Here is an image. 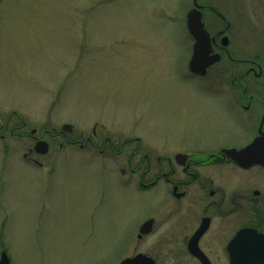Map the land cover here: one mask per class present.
<instances>
[{
    "label": "rangeland",
    "instance_id": "obj_1",
    "mask_svg": "<svg viewBox=\"0 0 264 264\" xmlns=\"http://www.w3.org/2000/svg\"><path fill=\"white\" fill-rule=\"evenodd\" d=\"M180 2L0 0V252L10 264H119L144 216V194L103 174L96 149L58 148L59 134L48 154L29 155L39 167L23 156L30 134L47 141L70 124L69 139L95 128L173 147L222 124L223 106L201 100L203 80L189 75Z\"/></svg>",
    "mask_w": 264,
    "mask_h": 264
},
{
    "label": "flooded vegetation",
    "instance_id": "obj_2",
    "mask_svg": "<svg viewBox=\"0 0 264 264\" xmlns=\"http://www.w3.org/2000/svg\"><path fill=\"white\" fill-rule=\"evenodd\" d=\"M191 9L208 34L204 48L210 50L201 61L210 63L203 74L191 72L188 62L187 68L203 80L201 100L223 106L222 124L189 145L173 147L139 137L112 138L95 128L70 139L66 134L73 129L54 130L46 154L51 139L61 134L58 148L64 142L96 149L103 174L108 171L121 185L144 194V216L130 257L142 253L155 264H264V0H181L190 56L195 40L186 18ZM1 129L2 138L6 120ZM45 133L30 134L33 145ZM250 144L256 149L249 157L225 151ZM32 153L30 148L23 156L41 167ZM142 224L149 225L140 232Z\"/></svg>",
    "mask_w": 264,
    "mask_h": 264
},
{
    "label": "water",
    "instance_id": "obj_3",
    "mask_svg": "<svg viewBox=\"0 0 264 264\" xmlns=\"http://www.w3.org/2000/svg\"><path fill=\"white\" fill-rule=\"evenodd\" d=\"M186 22L188 31L195 40L192 55L188 61V67L191 72L203 74L206 64L210 63V61L207 60L203 62L201 61V56L203 54L206 55L208 50H210V48H204L206 45H209L207 36L208 34L203 28L200 18L195 15L194 9H191L188 12ZM62 129L70 131L71 125L63 124ZM254 149H256L254 144H250L240 150L230 149L225 151L233 156L249 157L252 156L251 153ZM34 150L38 153H46L48 150L47 142L44 140H37L34 144ZM148 225L149 224H142L140 227V232H143L145 230L144 228ZM0 264H10L9 257L4 250L0 253ZM119 264H155V262L151 257H148L142 253H137L132 257L123 258Z\"/></svg>",
    "mask_w": 264,
    "mask_h": 264
}]
</instances>
